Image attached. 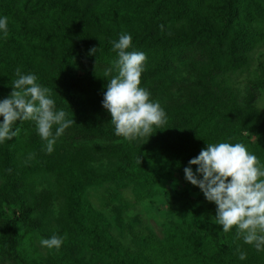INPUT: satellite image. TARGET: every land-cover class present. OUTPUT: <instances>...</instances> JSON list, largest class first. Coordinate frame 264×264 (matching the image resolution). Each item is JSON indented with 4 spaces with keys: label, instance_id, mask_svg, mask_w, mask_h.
<instances>
[{
    "label": "trees",
    "instance_id": "trees-1",
    "mask_svg": "<svg viewBox=\"0 0 264 264\" xmlns=\"http://www.w3.org/2000/svg\"><path fill=\"white\" fill-rule=\"evenodd\" d=\"M0 16L8 18L9 28L0 40V100L12 92L19 68L50 88L56 108L75 122L57 140L63 152L47 153L32 121H17L12 130L19 128L18 135L0 144L2 263L42 264L24 254L19 229L38 227L33 216L46 200L31 204L26 192L42 174L61 178L64 170L70 174L84 165L91 156L83 149L92 145L96 158L119 166L65 182L57 201L64 220L52 234L64 243L52 250L53 264H264V252L243 244L235 229L222 231L217 206L184 173L207 143H243L264 163V111L256 109L264 99V57L245 95L224 83L264 43V33L253 29L264 22V0H0ZM121 32L133 37L129 51L146 54L141 87L151 99L180 94L162 107L167 122L144 142L117 137L102 107L111 79L104 73L116 59L111 41ZM93 48L97 53L90 55ZM178 70L186 71L180 82L172 80ZM175 175L185 180L183 192H173L175 201L187 204L183 217L170 220L163 240L141 223L144 230L133 235L136 250L116 238L107 218L84 201L90 187H114L108 204L123 228L132 208L122 193L133 187L134 198L143 202L165 183L175 184ZM238 246L246 261L238 259Z\"/></svg>",
    "mask_w": 264,
    "mask_h": 264
},
{
    "label": "clouds",
    "instance_id": "clouds-1",
    "mask_svg": "<svg viewBox=\"0 0 264 264\" xmlns=\"http://www.w3.org/2000/svg\"><path fill=\"white\" fill-rule=\"evenodd\" d=\"M8 34V18L0 16V40ZM132 41V35L124 32L118 40L111 41L116 59L104 73L111 79L102 101L111 117L114 134L129 142L150 137L155 128L167 122L160 103L153 101L151 93L141 87L147 57L144 52L129 51ZM97 50L93 48L89 54L94 55ZM113 71L116 75H111ZM16 77L10 95L0 100V144L18 135L19 128L12 130L17 121H32L37 135L45 142L46 152L51 154L57 140L75 122L66 111L56 108L52 90L38 83L35 74H24L17 68ZM184 173L185 180L217 206L216 224L222 226L224 233L235 229L243 244L264 252V163L255 154L243 143H207V148L189 161ZM63 243L64 237L58 234L40 240L41 247L48 250L58 251ZM236 251L240 261L247 260V253L239 246Z\"/></svg>",
    "mask_w": 264,
    "mask_h": 264
},
{
    "label": "rangeland",
    "instance_id": "rangeland-1",
    "mask_svg": "<svg viewBox=\"0 0 264 264\" xmlns=\"http://www.w3.org/2000/svg\"><path fill=\"white\" fill-rule=\"evenodd\" d=\"M256 32L264 33V22L253 26ZM264 57V43L261 44L255 52L249 56L248 66L240 72L227 74L224 83L226 87L238 95H245L246 87L255 79V74L258 71L260 60ZM186 71L178 70L174 73L172 78L176 81L184 79ZM174 94V95H173ZM180 97L179 92H174L164 96L159 102L161 107L165 106L170 98L173 100ZM256 109L264 111V99L259 100ZM149 137L140 139L141 142L147 141ZM94 146L86 145L83 149L87 158L84 165L78 169L67 174L64 170L62 177L59 178L56 173L42 174L40 177L34 178L29 190L26 192V198L31 204L38 202L39 198L45 197L46 204L34 214L33 220L38 224L37 228H30L27 226L20 227V240L22 243L23 252L35 261L42 264H53L52 250L42 248L40 245L41 238H49L62 225L63 216L58 200L63 197V190L65 182L72 176L79 178L83 172H93L98 175H103L118 168L117 161H111L102 158H96L93 149ZM54 149L60 152L58 146ZM89 153V154H88ZM84 155V154H83ZM95 159V160H94ZM176 183H165L157 190V194L148 200L138 202L134 198L133 187L128 188L123 192L124 200L130 203L131 211L124 215V227L121 228L119 223L113 219L115 211L113 206L109 205L110 193L112 194L116 189L114 187H90L85 191L84 201L89 203L95 210L102 213L111 225L112 232L116 238L122 240L126 246L136 250L133 235L141 234L144 230L141 223H146L147 226L155 233V235L163 240L165 236V227L169 225L170 220L178 221L183 217V212L187 209L186 202H177L173 199V192H183L185 187V180L180 175H175ZM108 201V202H107ZM171 209L176 210L175 215L171 214ZM0 264L2 263L0 260Z\"/></svg>",
    "mask_w": 264,
    "mask_h": 264
}]
</instances>
